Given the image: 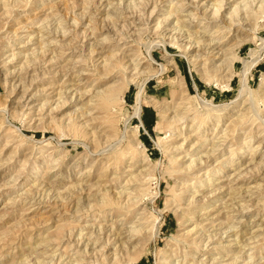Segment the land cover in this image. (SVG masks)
<instances>
[{
    "label": "rangeland",
    "instance_id": "1",
    "mask_svg": "<svg viewBox=\"0 0 264 264\" xmlns=\"http://www.w3.org/2000/svg\"><path fill=\"white\" fill-rule=\"evenodd\" d=\"M214 3L0 0V264H264V0Z\"/></svg>",
    "mask_w": 264,
    "mask_h": 264
},
{
    "label": "bare ground",
    "instance_id": "2",
    "mask_svg": "<svg viewBox=\"0 0 264 264\" xmlns=\"http://www.w3.org/2000/svg\"><path fill=\"white\" fill-rule=\"evenodd\" d=\"M256 0H249V3H247V4H249L250 6L255 2ZM223 2H225V4H223ZM263 3V2H262ZM227 4H229V3H226V0H215V3L213 4V6L215 7L214 8V12H213V16H212V18L214 17H216V16H214V14H218L219 13V11H220V9L223 7V6H225V5H227ZM262 6H264V4H259V8H262ZM258 8V9H259ZM238 10V9H237ZM262 10V9H261ZM239 11H240V9H239ZM197 16H199V15H197ZM240 19V18H239ZM239 19H236V21H238ZM239 22V21H238ZM230 27H232L233 25H235V20L234 19H230ZM242 24V23H241ZM236 25L239 27V28H241L242 26L241 25H238V23L236 22ZM243 26H245V25H243ZM223 27H224V25H223ZM222 29V28H221ZM238 29V28H237ZM244 29V28H243ZM239 30V29H238ZM219 31V30H218ZM221 31V30H220ZM240 31V30H239ZM182 32V31H181ZM242 32V31H241ZM211 43V44H210ZM217 42H215V43H213V40H209V42H208V47L206 48V52H207V55H208V58H210V57H212V58H214V57H216L217 55H220L219 54V51H220V43H217ZM264 43V42H263ZM262 43V44H263ZM219 44V45H218ZM264 45V44H263ZM264 47V46H263ZM262 49V48H261ZM259 50V49H258ZM222 51V50H221ZM260 51V50H259ZM258 51V52H259ZM257 52V51H256ZM258 54H260V53H258ZM152 58H153V56H152V54L150 55ZM198 56V55H197ZM196 56V54L195 55H193V62L194 61H196L197 60V57ZM258 57V56H257ZM256 56H255V53H253L252 51H250L249 52V54H248V56L247 57H245V58H242V65L244 66V69H243V71L240 73V83H241V90H240V92H239V95H242L244 92H250V87L247 85V76H248V74L250 73L249 71H250V68L252 67V65H256L257 63H258V58H257ZM137 67V66H136ZM136 69H138V68H136ZM138 73V72H137ZM131 77V76H130ZM129 78V77H128ZM149 77H147L146 79H144L142 82H141V84L139 85V87H138V90H137V92H136V94H135V103H134V106H133V112H132V114L130 115L131 117H135V118H137V119H139L140 118V112H141V99H142V92H143V87H144V85H145V83H146V81H147V79H148ZM129 83V82H128ZM111 89V88H110ZM24 96V95H23ZM119 96H120V94H119ZM115 101H117V98L114 96L113 98H112V102H115ZM202 103H203V107L207 110H217L218 111V109L221 107V106H218V105H215V104H213V103H211V102H209V101H205L204 99H202V100H200ZM110 102V101H109ZM200 102V103H201ZM201 103V104H202ZM182 104V103H181ZM183 106V105H182ZM222 108V107H221ZM224 108V107H223ZM137 130H134L132 133H129L126 137L127 138H131V139H129V142L130 143H132L133 142V145L134 146H137V149H138V153L139 154H141L142 156V158H143V160H146V156H145V154H144V148H143V146L141 145V143H138L137 141H136V134H135V132H136ZM136 149V150H137ZM104 195V194H103ZM191 202V201H190ZM82 228V227H81ZM111 230V229H110ZM98 231V230H97ZM100 231V230H99ZM135 231V230H134ZM99 235V234H98ZM104 238H106V237H104ZM109 238V237H108Z\"/></svg>",
    "mask_w": 264,
    "mask_h": 264
}]
</instances>
